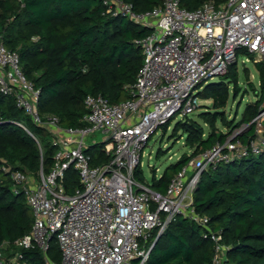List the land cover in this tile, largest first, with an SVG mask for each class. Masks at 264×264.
Masks as SVG:
<instances>
[{
	"label": "built area",
	"instance_id": "1",
	"mask_svg": "<svg viewBox=\"0 0 264 264\" xmlns=\"http://www.w3.org/2000/svg\"><path fill=\"white\" fill-rule=\"evenodd\" d=\"M109 12L148 27L136 41L143 54L131 97L111 102L101 94L84 99L82 126L65 127L54 114L37 108L40 91L25 75L17 51L0 41V93L14 97L34 124L48 130L56 148L53 166L34 176L12 172L15 193H24L33 212L31 229L14 243L0 246V264H31L23 251L37 248L46 264H146L155 239L178 216L208 227L196 212L193 195L204 170L264 152V107L253 120L255 134L243 142L235 131L224 143L194 156L172 178L166 192L135 177L145 148L157 130L184 119L200 106L199 92L209 79L228 72L246 50L264 72V0L205 1L190 10L180 0H162L153 9L136 11L124 0H103ZM264 87V85H263ZM101 131L109 159L92 164L87 137ZM95 144V143H94ZM73 166L79 185L67 191L64 177ZM157 236L154 240L153 233ZM55 235L61 262L47 256ZM214 241L212 264H225L229 246L209 227Z\"/></svg>",
	"mask_w": 264,
	"mask_h": 264
},
{
	"label": "trees",
	"instance_id": "2",
	"mask_svg": "<svg viewBox=\"0 0 264 264\" xmlns=\"http://www.w3.org/2000/svg\"><path fill=\"white\" fill-rule=\"evenodd\" d=\"M124 1L136 11L153 9L162 2ZM205 1L180 0V4L193 10ZM213 1L217 5L225 2ZM149 32L148 27L109 12L103 0H0V41L18 52L25 75L39 89V112L57 115L65 127L83 125L88 94H101L111 102L131 97L128 87L143 61L136 41ZM240 54L252 57L246 50L239 51L238 57ZM256 65L261 93L246 105L239 121L237 115L230 119L226 113L230 83H234V97L239 92L235 61L218 81L209 79L202 85L198 95L211 100V107L204 106L196 116H186L173 128V136L179 132L185 135L191 153L183 154L160 176L153 173L150 183L145 182L143 170L138 167L136 179L164 193L175 174L203 150L224 143L244 126L237 138L248 142L255 134L253 120L264 107V72L260 63ZM169 126L167 122L162 127L166 131ZM55 151L48 130L34 124L14 97L0 93V246L28 233L34 220L24 193L13 190L12 172L20 170L36 176L43 168L47 173L53 166ZM85 151L94 165L109 159L104 143L92 144ZM64 185L69 192L79 185L73 166L65 173ZM193 205L196 212L209 218V229L219 231L229 246L225 264H264V152L204 170L194 191ZM207 228L189 217L178 216L159 235L146 264H212L215 244L210 236H204ZM156 236L154 232L152 240ZM23 253L31 264H46L37 248ZM47 256L55 263L61 262L55 235L50 239Z\"/></svg>",
	"mask_w": 264,
	"mask_h": 264
},
{
	"label": "rangeland",
	"instance_id": "3",
	"mask_svg": "<svg viewBox=\"0 0 264 264\" xmlns=\"http://www.w3.org/2000/svg\"><path fill=\"white\" fill-rule=\"evenodd\" d=\"M218 79L219 77H215L211 82L218 81ZM233 87L234 83H230V98L226 106V113L230 119L237 115L236 120L239 121L246 105L254 102L261 93L260 75L257 65L252 59L246 60L244 54H240L238 57L239 92L236 97L233 94ZM200 99V106L191 116H196L204 110V106L211 107V100ZM181 119L175 118L166 131L163 127H160L146 146L142 159V170L146 183L151 182L153 173H157V176H160L167 166L175 163L183 154L191 153L190 147L185 145V135L182 132H179L178 136L172 135L175 124ZM106 136L107 134L97 131L87 137L86 144H101ZM158 151H160V155H158Z\"/></svg>",
	"mask_w": 264,
	"mask_h": 264
},
{
	"label": "water",
	"instance_id": "4",
	"mask_svg": "<svg viewBox=\"0 0 264 264\" xmlns=\"http://www.w3.org/2000/svg\"><path fill=\"white\" fill-rule=\"evenodd\" d=\"M158 237H159V236H157V238L155 239V242L157 241Z\"/></svg>",
	"mask_w": 264,
	"mask_h": 264
},
{
	"label": "crops",
	"instance_id": "5",
	"mask_svg": "<svg viewBox=\"0 0 264 264\" xmlns=\"http://www.w3.org/2000/svg\"><path fill=\"white\" fill-rule=\"evenodd\" d=\"M257 64V63H256Z\"/></svg>",
	"mask_w": 264,
	"mask_h": 264
}]
</instances>
